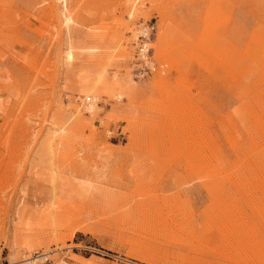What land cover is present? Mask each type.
Returning <instances> with one entry per match:
<instances>
[{
	"label": "rangeland",
	"instance_id": "rangeland-1",
	"mask_svg": "<svg viewBox=\"0 0 264 264\" xmlns=\"http://www.w3.org/2000/svg\"><path fill=\"white\" fill-rule=\"evenodd\" d=\"M33 260L264 264V0H0V264Z\"/></svg>",
	"mask_w": 264,
	"mask_h": 264
},
{
	"label": "bare ground",
	"instance_id": "bare-ground-1",
	"mask_svg": "<svg viewBox=\"0 0 264 264\" xmlns=\"http://www.w3.org/2000/svg\"><path fill=\"white\" fill-rule=\"evenodd\" d=\"M141 33V32H140ZM144 46V45H143ZM145 51H146V48L145 47H143V48H141V54L143 55L144 53H145ZM95 98H93V100H94ZM89 108L87 109V110H89L90 112H91V110H92V108L94 107V101H90L89 103ZM205 147V146H204ZM36 260H33V261H31L29 264H34V262H35Z\"/></svg>",
	"mask_w": 264,
	"mask_h": 264
}]
</instances>
